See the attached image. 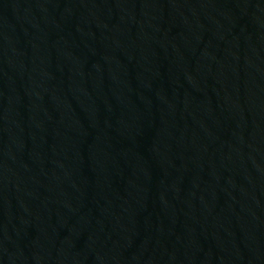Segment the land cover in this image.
Returning <instances> with one entry per match:
<instances>
[{"label":"water","instance_id":"1","mask_svg":"<svg viewBox=\"0 0 264 264\" xmlns=\"http://www.w3.org/2000/svg\"><path fill=\"white\" fill-rule=\"evenodd\" d=\"M0 264H264V0H0Z\"/></svg>","mask_w":264,"mask_h":264}]
</instances>
